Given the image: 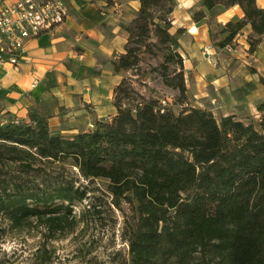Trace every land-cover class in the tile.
Returning <instances> with one entry per match:
<instances>
[{
	"label": "trees",
	"instance_id": "16d2710c",
	"mask_svg": "<svg viewBox=\"0 0 264 264\" xmlns=\"http://www.w3.org/2000/svg\"><path fill=\"white\" fill-rule=\"evenodd\" d=\"M140 1L114 69L136 67L154 35L165 45L160 75L183 105L184 28L172 30L175 0ZM235 4L243 16L217 24L212 10ZM207 16L215 47H235L247 24L249 52L264 37L258 0H201L193 20ZM133 86L124 75L115 112L74 133L36 106L25 118L0 112V217L15 229L35 222L57 235L77 220L76 205L89 200L81 215L100 211L90 186L100 179L109 206L122 213L128 246L110 264H264V101L259 116H217L186 104L174 111L167 97H146Z\"/></svg>",
	"mask_w": 264,
	"mask_h": 264
},
{
	"label": "crops",
	"instance_id": "0c3cea01",
	"mask_svg": "<svg viewBox=\"0 0 264 264\" xmlns=\"http://www.w3.org/2000/svg\"><path fill=\"white\" fill-rule=\"evenodd\" d=\"M64 1L68 6L64 22L26 42L18 69L0 68V112L25 118L28 109L36 106L53 114V125L65 120L64 131L74 133L115 112L114 89L126 72L116 71L112 60L125 52V25L136 16L141 1ZM258 2L264 5V0ZM200 6L201 0H175L172 14V30L184 28L178 38L188 88L185 104L209 108L219 116H259L257 106L264 101L260 81L264 37L249 52L251 25L247 24L237 34L235 47H215L210 43L209 15L199 22L193 20V11ZM180 10L187 14L184 21L177 15ZM243 13L239 4L217 5L211 15L217 24H224ZM35 79L38 82L33 85ZM164 90L178 91L167 85ZM106 105L114 108L109 115L98 113L93 120L85 115L88 109L104 111Z\"/></svg>",
	"mask_w": 264,
	"mask_h": 264
},
{
	"label": "rangeland",
	"instance_id": "374dc122",
	"mask_svg": "<svg viewBox=\"0 0 264 264\" xmlns=\"http://www.w3.org/2000/svg\"><path fill=\"white\" fill-rule=\"evenodd\" d=\"M177 15L184 21L187 14L180 10ZM156 41L157 37L152 35L148 40L151 44L143 47L140 53L139 64L125 73L126 78L146 97H167L169 108L180 111L183 105L177 99L178 91L164 90L166 84L159 66L164 61L165 45L159 41L155 45ZM113 110V106L106 105L104 111L88 109L85 115L93 120L98 113L109 115ZM67 123L64 120L58 125L68 126ZM105 184L100 179L90 184L91 192L100 196V205L97 206L100 211H85L81 215L89 200L76 205L77 220L57 235L50 236L46 227L35 222L22 230L15 229L0 217V264H110L115 252H125L128 246L123 240L122 213L113 205L109 206L110 196L105 192Z\"/></svg>",
	"mask_w": 264,
	"mask_h": 264
},
{
	"label": "built area",
	"instance_id": "2783aa9c",
	"mask_svg": "<svg viewBox=\"0 0 264 264\" xmlns=\"http://www.w3.org/2000/svg\"><path fill=\"white\" fill-rule=\"evenodd\" d=\"M67 14L64 0H0V68L18 69L26 42L64 22Z\"/></svg>",
	"mask_w": 264,
	"mask_h": 264
}]
</instances>
